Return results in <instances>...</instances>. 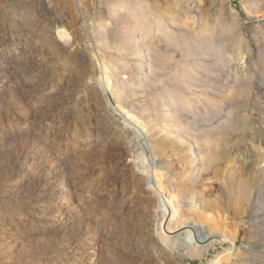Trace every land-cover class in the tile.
I'll return each mask as SVG.
<instances>
[{
  "label": "rangeland",
  "instance_id": "1",
  "mask_svg": "<svg viewBox=\"0 0 264 264\" xmlns=\"http://www.w3.org/2000/svg\"><path fill=\"white\" fill-rule=\"evenodd\" d=\"M206 2L0 0V34L5 36L0 38V74H17L6 85L0 80V98L12 99L24 86L38 113L53 108L59 117L39 131L30 129L25 117L13 127L10 120L18 112L0 109V182L33 133L55 147L49 158L37 154L26 160L28 167L0 188V264H80L72 261L77 251L94 264H128L125 256H147L143 237L131 241L140 234L132 219L154 199L131 187L128 158L122 156L119 164L110 160L109 145L116 137L104 143L103 136L86 140L74 133L92 128L85 124V109L104 103L99 92L81 95L85 87L97 89L103 67L112 71L123 106L155 113L156 138H165L158 148L165 151L170 174L194 179L191 189L210 230L227 236L203 256L178 261L162 255L159 264H210L230 249L219 264H264V0H211L213 10ZM57 31L69 38V47L59 50ZM76 91L79 95L72 96ZM194 137L215 142L216 159L200 168L187 161L199 154L190 142ZM116 142L112 148H127ZM67 167L81 175L84 188L75 201L66 190L62 209L77 217L73 227L83 229L76 245L48 253L53 237L61 235L55 231L58 223L43 235L26 233L46 228L48 220L38 212L55 200L45 199L46 205L33 211L31 204L50 193ZM88 221L103 227L102 237L90 239L84 231Z\"/></svg>",
  "mask_w": 264,
  "mask_h": 264
},
{
  "label": "bare ground",
  "instance_id": "2",
  "mask_svg": "<svg viewBox=\"0 0 264 264\" xmlns=\"http://www.w3.org/2000/svg\"><path fill=\"white\" fill-rule=\"evenodd\" d=\"M210 1L211 0L206 2V4L208 5L207 7L209 10H213L214 4ZM56 33V40L60 46L59 50L65 49L66 46L69 45V42L67 43V39L69 38H67V36L62 31H57ZM0 38L3 39L5 36L0 34ZM133 38L134 36L132 35L130 36L129 40L131 41ZM140 69L142 70L143 67L141 66ZM102 70V77L98 79V82L96 83L97 89L85 87L82 91V94H80L84 97H87L90 93H93L92 95L96 97L98 96L97 92H99L104 103L103 105L97 104L95 108L85 109V117H87L85 124H91L92 128L90 127L87 129L83 126V128L77 130V132L74 130L75 136H78L79 139L85 138L86 140L90 137V135H95L98 137L103 136L104 143L107 142L105 141L106 138L116 137V139H118L121 143H124L127 148L123 147L122 149L112 148L116 146V139L114 142L110 143V151L114 153L113 158L111 157L110 160L112 159L113 161V159H116V163L119 164L122 156L128 158L130 160V165L126 167V169L132 170L133 172L129 179L131 187L136 188L138 191L141 190L143 193L148 194L154 199V203L151 205V207L145 210L144 214L136 216L132 219L134 224L139 225L140 234L131 241L138 243L140 238L143 237L145 240H143V247L147 248L148 254L145 258L137 253H135L133 256H125V263L159 264L162 255L176 257L178 261H183L185 257L190 255L192 256V254H196V256L198 254L199 257L203 256L212 246L220 243L223 240H226V234L216 230H210V226L206 223L207 218L202 212V204L197 202V198L194 195L193 189H191L194 179L188 177V174L176 176H172V174H170L169 162L163 161V159H165V151L158 148L159 145L161 147V143L163 140H165V138H156L159 135V128L158 124H156L152 118L155 113H152L151 116L149 109L136 112L128 107L123 106L122 102L124 101H122L123 99L121 100V93L119 92L118 87H115L118 84H115V77L112 78L110 74L112 71L108 73V68L104 69V67ZM147 76L148 78L150 77L149 74ZM16 78V72L0 74V80L4 82V85H6L5 83L7 82H12ZM138 81L139 80H136V82ZM142 82V84L148 83L145 82L144 79H142ZM129 83L130 85L134 86L133 83H135V80L131 79ZM136 86L139 87V85H135L134 87ZM128 87L130 86L128 85ZM23 89L24 86H20L18 89L16 88L12 99L0 98V109L7 107L8 112L11 110H16L18 112L17 115H13V119L10 120L13 127L18 126L23 117H25L26 125H28L30 129L32 128V130H38L39 128L40 131V129L48 120L53 121L59 118L58 112L56 111L57 109L53 108V110L51 109L47 112H43L42 114L38 113V105L36 101L28 96L26 91ZM44 90L45 87H42L36 92L41 93ZM76 92L75 94L73 93L74 95L72 96L76 97L79 95V92ZM166 98L168 97L166 96ZM167 103L169 104V102ZM150 109L151 112H153L152 108ZM12 114H14V111ZM179 128L177 131H179ZM154 141L155 145L153 143ZM190 142L199 151L198 157L192 156L187 160L191 167L196 165V167L200 168L203 166L204 161L216 159V154L214 153L215 142L213 140L194 137ZM54 148L55 147L52 145V143H46L44 138L33 133L30 142L24 144V146L17 151L16 156L9 161L7 171L8 174H6L7 176H4V179H2L0 182V188L7 182L10 176H13L18 171L23 172V170L28 167V164H25L26 160H31L33 156L37 154L45 156V158H49L52 156ZM54 155L56 156L54 157L55 160L57 162L60 161V155ZM71 168L72 167H67V169H63L65 175L62 176V180L57 182V185L54 184L50 191L48 190L50 193L47 192L48 194L43 195V200L37 201L35 204H31L33 211L36 210V207H44L47 202L46 200H55L54 206H47L38 212V217L40 219L46 218V220H48L46 228L34 230L35 232L26 233V235H43L44 233L49 232L47 230L52 231L56 228V226L59 225V228H57V230L55 229V231L60 230L61 235H56L53 237L54 241L52 246L48 249V253L58 252L59 250L68 249L76 245L78 241L77 235L78 233L80 234V231L83 229L80 225L73 227L76 224L74 225L72 222L75 221L77 217H74V215L71 214L64 215L65 210L63 211L62 209V197L64 196L66 190L72 193L73 199L75 201L79 198L78 191H81L84 188V184L80 177L81 175H75L74 173L71 174ZM15 177H17V175ZM70 197L71 196H69V198ZM261 202L262 203L260 204L263 207L264 200ZM68 211H70V208L67 209L66 213ZM56 223H58V225H56ZM87 223L88 224L86 225L84 231L87 232V234H92L93 238L90 239L95 241V239L99 238V236L102 237L103 227L101 225L93 223V225H90V221ZM199 226L202 227V229L200 228V230L203 232H201V235L197 229ZM85 244L86 243H82L81 247H84ZM233 250L234 249L228 250L224 256L218 255L214 259L215 261L211 262L210 264H219V262L226 258V256H230ZM77 252L79 254H75L76 256L73 257L72 261L76 260V262L80 264H91L93 262L88 259H84V253H80L79 251Z\"/></svg>",
  "mask_w": 264,
  "mask_h": 264
}]
</instances>
